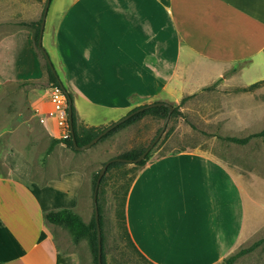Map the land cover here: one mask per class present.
Listing matches in <instances>:
<instances>
[{
	"label": "crops",
	"instance_id": "crops-1",
	"mask_svg": "<svg viewBox=\"0 0 264 264\" xmlns=\"http://www.w3.org/2000/svg\"><path fill=\"white\" fill-rule=\"evenodd\" d=\"M60 2L46 17L42 46L71 94L79 127L106 128L187 84L210 81L217 76L211 68L253 59L254 70H264V0ZM18 14L19 0H0V85L44 76ZM44 126L52 139L63 138L53 120ZM57 145L49 163L54 150L68 151ZM68 157L82 159L62 155L59 163ZM9 161L12 171L0 174V264H80L63 225L44 214L87 204L89 174L75 166L38 183L25 157ZM243 198L238 178L213 155L151 154L124 196L128 239L152 264H220L248 231Z\"/></svg>",
	"mask_w": 264,
	"mask_h": 264
},
{
	"label": "rangeland",
	"instance_id": "rangeland-1",
	"mask_svg": "<svg viewBox=\"0 0 264 264\" xmlns=\"http://www.w3.org/2000/svg\"><path fill=\"white\" fill-rule=\"evenodd\" d=\"M44 4L45 0H19V22L40 20ZM60 5V0H52L46 17L50 18ZM34 6L35 17L32 14ZM38 56L44 70L43 78L0 85V174L7 175L12 171L13 164L9 160L18 154L29 162L30 177L38 183L75 166L86 171L89 177L84 190L88 203L80 202L74 212L87 224L93 215L94 174L107 160L132 149L147 147L165 118L145 115L85 150L75 152L67 148L65 152V147H61L63 152L54 150L56 160L49 163L45 152L52 135H49L45 122L42 123L40 118L51 109L47 93L51 85L48 84L45 61L39 53ZM253 62V59H246L221 68H211L217 71V76L210 81L187 84L175 92L173 98L160 100L170 104L172 110L163 134L150 150L155 155L178 151H199L213 155L238 178L243 189L248 231L242 243L230 255L258 240L261 243L252 252L239 257L234 264H264V138H251L244 145L220 138H242L264 128V82L244 90L264 80V70H254ZM56 74L61 77L58 71ZM175 108V114L172 115ZM72 154L82 159L71 160L68 157L67 162L59 163L60 156ZM120 163L106 169L97 192L105 264H148L132 246L124 225V196L136 169L132 164ZM62 229L66 240L77 253L79 263L96 264L88 241L81 239L73 246L69 229L66 226Z\"/></svg>",
	"mask_w": 264,
	"mask_h": 264
},
{
	"label": "trees",
	"instance_id": "trees-1",
	"mask_svg": "<svg viewBox=\"0 0 264 264\" xmlns=\"http://www.w3.org/2000/svg\"><path fill=\"white\" fill-rule=\"evenodd\" d=\"M40 20H41V18H40ZM40 20H38L37 22H25V21H23V22H20V26H24V27L33 31L32 32L33 45H34L37 53H39L42 56V58L44 59L42 52L40 51V49L37 46ZM45 69L47 72L48 84L54 85V86H59L57 78L51 72V70L48 67L46 62H45ZM262 82H264V80L260 81V82H255V83L251 84L249 87L245 88L244 90L247 91V90H250L254 87H257ZM65 96H66L67 102H68V99L72 100L71 94L67 90H66ZM71 109H72L73 133H74V138H75L76 144L78 146L86 144L87 142L92 140L99 132H101V130L104 129V128L103 129H93V128L85 129L82 127V129L79 130V126H77V124H76V117H75V111H74L73 105L71 106ZM135 109L136 108H134L133 110H135ZM133 110H131V111H133ZM175 111H176V108L173 110L172 115L175 114ZM167 113H168V108L163 107V106H157V107L144 109L143 111H140V112L134 114L133 116L128 118L126 121H124L123 123L116 126L114 129H112L106 135H104L101 139L108 137L117 129H120V128L128 125V124H131V123L139 120L140 118L144 117L145 115H151V116L158 117V118H165ZM254 137L264 138V128L260 132H257V133H254V134H251L249 136L242 137V138H239V137H220V138L225 140V141L233 142V143H236L239 145H244L251 138H254ZM59 143H62L67 148L71 149L72 151L77 152V150H75V148L73 146L71 134L68 132V136L66 138L52 139L51 140L48 148L46 149L45 156H47L51 152L53 147ZM145 148H143V149H132L128 152L121 154L118 157L125 158V159H135L143 152V150ZM150 152L145 156V158L143 160H141L140 162L135 164L134 168L136 170H138V168L145 165L146 161L148 160V158L151 155ZM121 164L122 163H120V162L110 163L107 167V170L111 167H115V166H118ZM97 175H98V173L94 174V176H93L92 189L94 188L95 181L97 179ZM97 205H98V203H97ZM98 211H99V226L101 227L102 216H101V208L99 207V205H98ZM44 219L46 222L54 224V225L66 226L71 233V239L73 242H78L81 239H86L88 241L90 250L92 252L93 260L97 264V234H96V225H95L94 215H92L90 222L86 224L81 220V218L77 214H75L71 210L61 209L58 211L46 212L44 214ZM260 243H261V240H258L256 242H254L251 246H249L247 248L240 249L236 253H234V254L228 256L227 258L223 259L221 264H234V262L239 257H241V256H243L249 252H252ZM101 244H102V238H101ZM132 246H133V244H132ZM137 253L145 261H147L148 264H152L151 262L146 260L138 251H137ZM101 260H102V264H105L103 252L101 254Z\"/></svg>",
	"mask_w": 264,
	"mask_h": 264
},
{
	"label": "water",
	"instance_id": "water-1",
	"mask_svg": "<svg viewBox=\"0 0 264 264\" xmlns=\"http://www.w3.org/2000/svg\"><path fill=\"white\" fill-rule=\"evenodd\" d=\"M50 2H51V0H45V4H44L43 10H42L41 20H40V25H39L37 46L41 50L42 55L44 57V60L47 63L48 67L50 68L51 72L57 78L60 88L63 90V92L66 93V89L64 88L63 84L59 80V78L56 74V71L54 69V66H53V64L49 58V55L47 54V52L45 51V49L42 46V35H43V31H44V23H45L46 14H47ZM71 106H72V100L68 99V102H67L68 128H69V133L71 134L73 146H74L75 150H77V151H81V150H85V149L90 148L96 142H98L104 135H106L109 131H111L112 129H114L116 126L123 123L124 121H126L128 118H130L134 114H136L140 111H143L144 109L157 107V106H163V107L168 108V114L164 119V123H163L162 127L160 128V130L158 131V133L156 134L154 139L150 142V144L143 150V152L137 158H135V159H125V158H120V157L112 158L110 160H107L98 172L97 179L95 181V185L93 188L92 201H93V215H94V220H95V225H96V234H97V264H102V260H101L102 244H101V233H100V226H99V211H98V205H97V192H98V188H99L101 178L104 175V173H105V171H106V169L110 163L124 162V163H129V164H136L145 158V156L150 152V150L154 147V145L158 142L161 135L163 134L165 127H166V124L168 122L169 115H170L171 110H172V106L166 102H161V101L149 103V104H146L144 106H140V107L136 108L135 110L129 112L128 114L124 115L123 117H121L117 121L108 125L106 128L101 130V132H99L92 140H90L89 142H87L86 144H83L81 146H78L76 144V141L74 138Z\"/></svg>",
	"mask_w": 264,
	"mask_h": 264
},
{
	"label": "built area",
	"instance_id": "built-area-1",
	"mask_svg": "<svg viewBox=\"0 0 264 264\" xmlns=\"http://www.w3.org/2000/svg\"><path fill=\"white\" fill-rule=\"evenodd\" d=\"M50 108L40 118V121L44 123L46 120H53L56 125L65 130L63 138L68 136L69 128L67 121V100L65 93L59 86L51 85L47 89Z\"/></svg>",
	"mask_w": 264,
	"mask_h": 264
}]
</instances>
